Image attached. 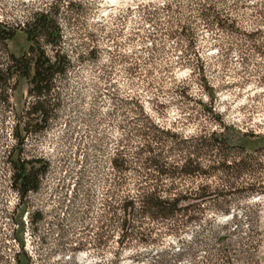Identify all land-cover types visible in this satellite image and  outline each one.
<instances>
[{"label": "rangeland", "instance_id": "obj_1", "mask_svg": "<svg viewBox=\"0 0 264 264\" xmlns=\"http://www.w3.org/2000/svg\"><path fill=\"white\" fill-rule=\"evenodd\" d=\"M52 5L68 62L45 120L28 79L0 74V264H264V0H0V22ZM27 46L17 27L0 63ZM214 113L235 127L222 151L250 154L247 169L206 167L174 187L234 195L175 231L144 217L122 227L106 202L144 185L143 133H209ZM21 166L37 173L23 196Z\"/></svg>", "mask_w": 264, "mask_h": 264}, {"label": "trees", "instance_id": "obj_2", "mask_svg": "<svg viewBox=\"0 0 264 264\" xmlns=\"http://www.w3.org/2000/svg\"><path fill=\"white\" fill-rule=\"evenodd\" d=\"M58 6L52 5L34 11L20 26L0 22V39L10 38L17 27L25 33L28 46L19 56L9 55L6 63H0V74L10 71L28 79L31 84L30 92L36 98L32 108L42 113V120L50 100L47 98L52 89L55 76L63 73L68 62L66 55L60 49L61 28L57 20ZM51 47V54L46 51ZM212 111V109L210 108ZM30 113V112H27ZM217 129L209 133H192L184 135L181 132H172L171 136L162 137L157 134L143 133L145 143L143 151L144 183L135 196L126 195L123 198L106 202L112 218L120 220L124 227L133 218L144 217L147 220L169 222V231H175L179 226L198 218V209L201 205L213 200H226L234 195L229 192H217L205 187L195 190H176L175 185L181 180L205 177L206 167L220 170L229 174L240 175L247 169L250 154L240 153L229 160L222 151L234 141V135L229 133L234 129L233 123L224 122L218 113H214ZM23 130H26L24 125ZM164 132V131H162ZM166 130L164 133H168ZM239 132V131H238ZM245 135L246 133H241ZM258 140L255 153L264 154V133L254 134ZM168 149V150H167ZM177 152L174 154L172 150ZM212 149L216 151L212 152ZM172 153L171 155H168ZM248 157V158H247ZM115 168L123 166L124 160L114 158ZM24 167L16 169L18 180L17 191L23 196L27 191L37 189V173L32 176L30 170L25 173ZM168 186V187H165ZM119 211V216L116 212ZM150 234V231L144 233Z\"/></svg>", "mask_w": 264, "mask_h": 264}]
</instances>
